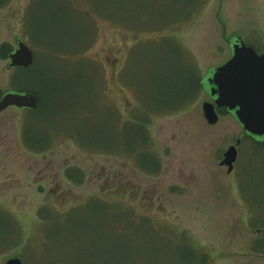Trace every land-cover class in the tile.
I'll return each mask as SVG.
<instances>
[{"label": "rangeland", "instance_id": "1", "mask_svg": "<svg viewBox=\"0 0 264 264\" xmlns=\"http://www.w3.org/2000/svg\"><path fill=\"white\" fill-rule=\"evenodd\" d=\"M21 5L10 0L0 11V42L24 39L34 62L13 74L0 62V87L7 89L12 74L17 89L40 95L42 109L0 113V264L30 256L28 243L41 255L24 264H187L186 244L170 241L180 235L208 254L207 264H264L252 250L261 232L250 224L264 214V146L244 137L230 114L208 124L201 108L233 40L264 51V0H35L28 26ZM171 36L199 66L203 90L180 110L144 117L161 161L151 174L133 154L138 133L130 120L143 115L140 104L151 103L147 86L168 66L194 68L160 40ZM158 96L167 110L169 101ZM236 139L238 155L227 172L219 161ZM24 141L44 150L27 152ZM71 166L85 172L83 184L67 180ZM103 200L148 218L168 241H153L147 224L125 226L119 239ZM46 211L62 215L46 227L49 239L38 219ZM55 224L62 236L51 239ZM20 230L28 243H13Z\"/></svg>", "mask_w": 264, "mask_h": 264}, {"label": "trees", "instance_id": "2", "mask_svg": "<svg viewBox=\"0 0 264 264\" xmlns=\"http://www.w3.org/2000/svg\"><path fill=\"white\" fill-rule=\"evenodd\" d=\"M153 29H156V28H153ZM160 40L168 44V47L166 48H168V50L172 52V55L170 54L172 57H178V62H180L182 65L190 64L194 68L187 69L183 67L182 69H177L178 70L177 71L173 66H168V68L166 69V73H164V76L160 82L156 81L147 86V89L150 91L149 92L150 93L149 102L151 103L150 104L148 102L145 103V101L143 102L141 100L142 103L140 104L141 105L140 110H141V115L142 114L143 115L139 116L138 118H134L130 120L134 129H136L137 131L136 133H138V135L135 134L134 137L132 138L134 142V147H135L134 148L135 151H133V154L135 155L138 154L139 156V160L137 161L138 165L151 174H158L160 172L161 161L156 154L151 152L150 146H151L152 139L150 137V133L148 132L146 128L147 126H146L144 117L146 115L150 116L154 112L173 113L177 110H180L184 108L185 106L189 105L190 103H192L193 101H195L200 96L203 90L202 83H201L202 77L200 75L199 66L196 64V61L194 60V58L192 59L191 53L184 47L182 41L176 36L163 37ZM248 45L252 46L257 51V48L254 45H251V44H248ZM15 88L17 89L19 88V86H15ZM17 90L18 91L20 90L30 91L36 94L39 103H38V107L35 110H32V112L38 113L40 109H42L41 97L36 91H34L30 87L29 88L23 87L22 89H17ZM156 95H159L158 97L161 99H165V100L167 99L169 101L168 102L169 106L167 107L168 108L167 110H164V108H160L161 105L159 107V103L158 101H156V97H154ZM218 113L220 116L227 115V112L225 109H219ZM253 143L257 144L258 146H264V142H258V143L253 142ZM22 145L27 152L34 153V154H38L39 152L44 150L42 148L33 149L29 147L25 141L22 142ZM47 147L45 149H47ZM147 151L152 153L153 155V157H151L153 159L151 160V162H150V159L146 157ZM150 163L152 164V166L150 165ZM64 172H65V177L72 185L79 186L83 184L85 172L81 168L77 166H71V167L66 168ZM175 189L176 187H171L170 192H174ZM102 202L109 205L112 211H114V214L110 215V217L107 218L108 225L109 223L111 224L110 226L111 231L114 234L120 236L119 239L122 238L121 235L128 233L127 231H125L127 230L125 226L130 225V226L136 227L140 224H147L148 225L147 230L149 233L152 234L151 239L153 241H156V242L158 241L164 242L165 240L168 241L166 237L161 235L159 230L152 227V224L150 223V220L148 218L141 217L140 219L137 220L132 216V213H130V211L123 209V207H121L120 205H116V204L112 205V204L105 202L104 200ZM58 215L59 214H55V215L49 214V211H46L44 212L43 215H40L38 217L39 221L42 222V227H43L45 236H46L45 234L46 227L49 225V223L52 220L56 219V216ZM60 216L62 215H59V218ZM251 218H252L250 221L251 228L253 230H256L257 232H261L254 239L252 250L256 252L257 254L264 255V214L259 213L255 217L251 216ZM22 231L23 230H20V234L18 233L21 236V239L17 238V240H15L13 243H16V242L19 243L20 240L25 243L28 240V239L27 240L25 239V236L22 234ZM47 235L50 236L51 239L54 236L55 238H60L62 236V234H58L57 224H55L54 231H50L49 233H47ZM43 239L44 237H42V240ZM170 241L177 242L175 244H180V243L186 244L185 249H186V253L188 254L187 256L189 258L187 260V264H207L208 254L198 250V247L194 243L193 238L191 239V237H188L186 235H180V240H177V241L170 240ZM13 243H9L5 246H8ZM30 246L31 244L28 243L27 248L25 250V252H28V251L30 252V256L23 255V258H21V256H18V258H20L22 262L23 260H25L24 258L32 259V256H33L35 260L36 255L37 256L41 255L39 254L38 250H34L35 248L33 246L32 247L34 249H31ZM121 247L123 249H120L119 251L121 253H124V249L126 246L123 244L121 245Z\"/></svg>", "mask_w": 264, "mask_h": 264}, {"label": "water", "instance_id": "3", "mask_svg": "<svg viewBox=\"0 0 264 264\" xmlns=\"http://www.w3.org/2000/svg\"><path fill=\"white\" fill-rule=\"evenodd\" d=\"M230 42V41H229ZM9 67H28L32 64L33 53L28 45L18 39L16 50L9 55ZM211 101L202 102L201 108L206 122L213 125L219 120V109L232 115L242 131L253 140H264V51L257 52L240 38L231 43L230 57L217 66L208 79ZM38 98L31 92H7L0 100V111L8 106L35 110ZM237 139L222 155L220 166L231 172L238 151ZM4 264H23L18 257H10Z\"/></svg>", "mask_w": 264, "mask_h": 264}, {"label": "flooded vegetation", "instance_id": "4", "mask_svg": "<svg viewBox=\"0 0 264 264\" xmlns=\"http://www.w3.org/2000/svg\"><path fill=\"white\" fill-rule=\"evenodd\" d=\"M22 2L23 5H21V11H20V14H21V19L20 20H23L25 24L28 25V23L32 22V11H33V5H34V2L35 0H20ZM9 2L10 0H0V11L3 10V9H6V7H9ZM15 17V14L13 15ZM19 18V17H18ZM18 39H21L20 37H16L15 39V45L7 42V41H2L0 42V62L1 63H6L7 65V70L9 71H12V74L13 72L17 69V68H24V69H30L32 67V64L34 62V53H33V61H32V64L28 67H20V66H12V67H9V63H10V60H9V55L11 53H13L16 48H17V41ZM24 40V39H22ZM25 42V41H24ZM26 43V42H25ZM12 74L10 75V78H9V83H8V86H7V89H3L2 87H0V100L1 98L3 97V95L7 92H20L18 91L15 86H16V83H15V78L12 76ZM23 92H30V91H23ZM32 93V92H31ZM36 95V94H35ZM8 109H16V110H27V108H18L16 106H8L6 107L4 110L0 111V113H2L3 111H6ZM29 110V109H28ZM227 112V111H226ZM16 114V113H15ZM227 115H229V113L227 112ZM243 132V131H242ZM244 134V137L248 138L250 141L252 142H257L258 141H255L253 140L249 135H247L245 132H243ZM264 142V140L262 141ZM245 196V195H244ZM248 201V199H247ZM249 202V201H248ZM250 205V208L251 207H254L255 205L253 204V202H249ZM256 208V207H254ZM257 209V208H256Z\"/></svg>", "mask_w": 264, "mask_h": 264}]
</instances>
